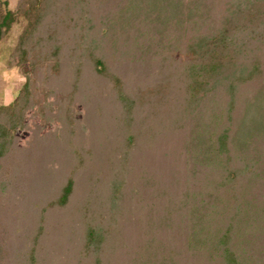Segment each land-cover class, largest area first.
Returning <instances> with one entry per match:
<instances>
[{
  "label": "trees",
  "instance_id": "trees-1",
  "mask_svg": "<svg viewBox=\"0 0 264 264\" xmlns=\"http://www.w3.org/2000/svg\"><path fill=\"white\" fill-rule=\"evenodd\" d=\"M15 26L0 264L25 198L20 264H264V0H0V43ZM51 112L12 204L15 134Z\"/></svg>",
  "mask_w": 264,
  "mask_h": 264
},
{
  "label": "rangeland",
  "instance_id": "rangeland-1",
  "mask_svg": "<svg viewBox=\"0 0 264 264\" xmlns=\"http://www.w3.org/2000/svg\"><path fill=\"white\" fill-rule=\"evenodd\" d=\"M2 1H8L9 7L13 9L17 5L18 0H2ZM16 34L17 33H16V26H15L10 37L7 38L4 42L0 43V103H9L10 101H12L16 97L20 87L25 81V77L20 72V70L14 64H10L13 62L11 61V52L15 45ZM78 108L83 110L82 106H78ZM47 114L49 115L50 112H48ZM50 117L51 118L47 120H43L39 115H36L33 119L28 118L29 122H27V125L24 128L19 129L15 134L12 149H13L14 154L16 153V155L18 156V159L12 162L13 164L12 165L13 169L11 170L12 172L9 174L5 173L6 176L4 177L6 181L5 184L9 183L8 187H13V188H11L12 189L11 190V189H8L6 186L5 188L3 187V191H2L4 192L3 195L6 196L7 199H9V201L12 204L15 203V201H17V198H18V202H20L19 201L20 196H24L25 198L26 195H29V196L31 195V193L28 194L24 192L25 190L19 193L17 192L19 190H17V188L14 187L15 183L18 182V177L20 176L19 174H20L21 168H24V166L27 165L26 164L27 162L25 161L27 160V158H29L28 157L29 154L28 155L26 154L27 153L26 149H29L31 147L33 149L29 151L30 153L39 152L40 157H42L40 153V150H41L40 148L44 146L43 144L45 143V137L46 135H48V132L55 131V132L64 134L65 130L63 127V122L58 112L53 113V115ZM77 117L78 119L84 120V114L82 113L80 115L78 114ZM91 118H95V117H90L88 121L91 120ZM88 121H87V124L83 122V127L85 128V131L89 129ZM30 168L29 167H26V169L24 168L26 172H23L25 176H28V178L30 176L28 175ZM32 168L34 169V171L37 169V162L34 163ZM39 174L40 173L38 172L37 175ZM0 180H3V179L0 178ZM27 200H28L27 198L24 199V201H26L27 203L20 202L19 207H18L19 209L18 215H21L20 217H22L23 220L32 223L31 222L32 220L29 219V216H31V213L29 211L30 204H28L29 201ZM10 209L11 208H9L7 212V216H5L6 220L2 223L1 228H3V230H5L6 232H9V235L11 237V239L9 240L11 244L10 256L8 257L9 262L11 261L10 262L11 264H20L23 261L21 256L24 255L25 244L29 245V242L27 241V237H26L27 236L26 228H28L31 224L30 223L26 224L25 222L22 221V219L21 220L19 219V221H17L15 219V216L17 213L16 209H11V210ZM51 215H52L51 218L49 217L50 218L49 222H51V219L54 220L55 222L56 221L55 219H57V216H59V213L53 212ZM49 225L46 226V228H48ZM53 229L52 230L54 232L50 229L49 235L50 233L51 235H55L56 228H53ZM49 240L50 238L47 239V241ZM49 244L51 245V242H49ZM47 248H48V245H45L42 248V243H41L38 248L39 249L38 253H42L44 249L46 251ZM49 254L53 255L55 254V251L52 250ZM55 255L58 256L57 254ZM55 255L54 257L56 258Z\"/></svg>",
  "mask_w": 264,
  "mask_h": 264
}]
</instances>
